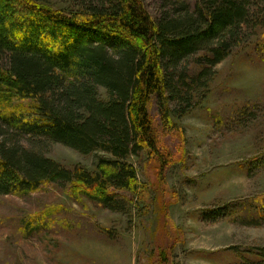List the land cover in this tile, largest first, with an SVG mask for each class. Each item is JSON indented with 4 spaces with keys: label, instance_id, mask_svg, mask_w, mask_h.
I'll return each mask as SVG.
<instances>
[{
    "label": "trees",
    "instance_id": "obj_1",
    "mask_svg": "<svg viewBox=\"0 0 264 264\" xmlns=\"http://www.w3.org/2000/svg\"><path fill=\"white\" fill-rule=\"evenodd\" d=\"M62 4L0 0V196L52 184L125 214L141 190L128 158L159 153L150 106L174 128L200 105L216 67L264 29V0H167L155 18L141 0ZM56 144L104 156L66 168L47 157ZM252 201L241 220L264 226V195Z\"/></svg>",
    "mask_w": 264,
    "mask_h": 264
},
{
    "label": "rangeland",
    "instance_id": "obj_2",
    "mask_svg": "<svg viewBox=\"0 0 264 264\" xmlns=\"http://www.w3.org/2000/svg\"><path fill=\"white\" fill-rule=\"evenodd\" d=\"M141 1L154 18L169 10L167 0ZM150 114L159 153L128 158L141 190L124 194L126 213L52 184L0 196V264H259L264 226L241 217L264 195V167L254 163L264 160V29L216 67L200 105L172 115L174 128L159 122L154 103ZM101 156L59 144L47 153L90 172Z\"/></svg>",
    "mask_w": 264,
    "mask_h": 264
}]
</instances>
